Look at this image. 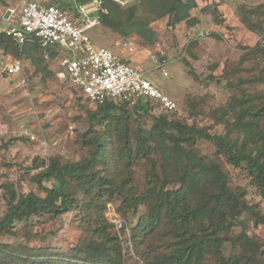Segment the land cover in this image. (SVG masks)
<instances>
[{
	"label": "trees",
	"instance_id": "trees-1",
	"mask_svg": "<svg viewBox=\"0 0 264 264\" xmlns=\"http://www.w3.org/2000/svg\"><path fill=\"white\" fill-rule=\"evenodd\" d=\"M87 1L57 0L70 9ZM100 1V25L123 38L137 36L146 44L155 41L152 24L159 19L167 17L171 26L184 21L191 27L198 22L192 15L196 0H135L126 7L115 0ZM254 8L239 16L249 30L263 36L264 6ZM0 46L11 48L18 57L27 54L43 60L37 42L19 45L0 32ZM245 48L237 61L226 62L223 68L228 100L208 111L214 122L224 126V133L188 124L177 115L180 110L172 114L159 110L149 128L128 125L131 114L150 113L155 105L143 99L131 108L108 102L90 113V123L101 125L100 129L90 125L80 135L86 151L79 159L34 158L32 169L38 171L31 179L44 195L17 194L6 186L8 206L0 217V236L13 233L17 221L57 217L78 209L85 220L86 241L64 257L0 243V264H124L118 237L110 232L113 225L100 214L104 196L119 198L120 211L126 208L134 213L144 206L131 235L143 264H205L207 260L264 264L260 239L247 232L250 222L264 223V215L247 200L243 188L229 185V173L220 158L243 167L264 199V63L258 62L264 60V45ZM43 69L47 71V66ZM200 140L214 144V157L198 149ZM140 161L146 166L141 192L132 182V167ZM50 180L47 185L45 181Z\"/></svg>",
	"mask_w": 264,
	"mask_h": 264
},
{
	"label": "rangeland",
	"instance_id": "rangeland-1",
	"mask_svg": "<svg viewBox=\"0 0 264 264\" xmlns=\"http://www.w3.org/2000/svg\"><path fill=\"white\" fill-rule=\"evenodd\" d=\"M6 1L4 9L11 6L17 13L23 0ZM115 1L126 7L135 0ZM196 2L197 7L192 12L198 19L195 25L190 27L183 21L171 26L168 18L164 17L152 24L156 32L152 44L131 36L130 40L136 44L135 50L130 53L131 65L177 103L180 118L188 124L204 127L210 133L222 134L224 126L214 122L208 111L224 104L229 98L230 92L222 78L225 63L237 61L245 47H253L256 43L264 45V35L249 30L239 16L249 11L248 8L264 6V0ZM0 6L2 16V0ZM1 18L0 30L9 28L11 25ZM88 35L94 46H103L118 54L124 51L112 48L120 34L104 25L89 30ZM143 49L145 52L141 51ZM162 56L167 59L163 64L166 74L162 73L161 67H157ZM19 58L24 66V83L19 82L18 74L0 75V217L6 213L8 206L6 186H12L17 194L34 192L44 195L31 179L38 171L32 169L34 158L59 155L63 161L77 160L86 151L80 144V135L90 125L96 129H100L101 125L97 121L90 123V113L95 111L93 105L83 101L70 85L59 82L49 70L44 71L43 67L47 66L44 58L33 60L27 54ZM258 62L262 64L264 60ZM158 111L154 107L150 113L131 114L127 119L128 125L138 123L149 128ZM115 115L118 116V112ZM197 147L206 156L214 157L216 147L212 142L200 140ZM220 158L229 173V185L243 188L247 200L257 205L264 215V199L250 183L245 169L227 164ZM145 170L142 161L132 167V182L139 192L145 186ZM45 183L49 185L51 180ZM103 200L105 204L100 214L110 224L116 223L114 227L118 228L119 235L113 226L110 232L118 237L124 264H143L134 252L131 235L145 211L144 206L140 205L133 213L126 208L120 211L121 200L117 197L104 196ZM84 221L78 209L57 217L34 216L28 222H15L13 233L0 236V243L26 245L64 257L71 255L72 249L86 241ZM247 232L260 239L264 255V223L250 222ZM228 251L229 245L225 247V252ZM205 264H213V261L207 260Z\"/></svg>",
	"mask_w": 264,
	"mask_h": 264
},
{
	"label": "built area",
	"instance_id": "built-area-1",
	"mask_svg": "<svg viewBox=\"0 0 264 264\" xmlns=\"http://www.w3.org/2000/svg\"><path fill=\"white\" fill-rule=\"evenodd\" d=\"M100 2L80 3L72 11L46 0H24L17 21L4 32L19 45L37 42L44 58H52L54 77L70 85L83 101L93 106L111 102L133 107L143 99L163 113L178 112L177 103L129 62L106 47L93 45L88 31L100 24ZM122 45L132 49L126 40ZM50 52L54 54L51 56ZM165 62L159 66L164 74ZM2 66L9 75L23 71L20 60ZM115 224L112 222L113 228ZM115 231L119 235L118 228Z\"/></svg>",
	"mask_w": 264,
	"mask_h": 264
},
{
	"label": "crops",
	"instance_id": "crops-1",
	"mask_svg": "<svg viewBox=\"0 0 264 264\" xmlns=\"http://www.w3.org/2000/svg\"><path fill=\"white\" fill-rule=\"evenodd\" d=\"M48 3H56V4H58V2H57V0H46ZM91 1V0H90ZM5 2H7L6 0H2V16H0V18H1V20L2 21H7V23L9 24V25H13L16 21H17V19H18V15H19V9H20V7H19V9H18V12L16 13L15 12V9H14V7L12 8L11 6H9L8 8H6V9H4V3ZM24 2V0L22 1V3ZM84 3V2H83ZM77 4H80V3H77ZM77 4H75L74 5V7H73V9H70V8H67V7H64V6H62V7H64V8H66V9H70V10H75V6L77 5ZM22 5V4H21ZM59 5V4H58ZM61 6V5H60ZM1 7V6H0ZM12 11V12H11ZM103 11V10H102ZM182 23V22H181ZM99 26H101L100 24L98 25V26H96V27H99ZM96 27H94V28H96ZM7 28H5V29H3L2 28V30H0V32H3V33H5L4 31L6 30ZM93 29V28H92ZM91 30V29H90ZM9 37V36H8ZM132 37H133V35H132ZM131 36L129 37V38H123V37H121L120 35H119V38L117 39V40H115L114 42H113V49L114 50H116V51H118V50H120L121 48L122 49H124V51H123V53L122 54H118V53H115V54H118V55H120L123 59H125L126 61H129V63L130 64H132V60H131V57H130V53H132L133 52V50H135V46H136V44H134L130 39L132 38ZM139 38V37H138ZM140 39V38H139ZM12 40V39H11ZM123 40H126L127 42H130V46H131V50L129 49V47H124L123 45H122V41ZM140 40H142V39H140ZM13 41V40H12ZM15 42V41H14ZM142 42H144V43H146L145 41H143L142 40ZM18 44V43H17ZM100 47H103V46H100ZM138 47V46H137ZM139 48V47H138ZM109 49V48H108ZM145 49H143V50H141V51H144ZM0 52H1V55H2V59L0 60V75L1 76H3V75H5L6 77L7 76H9V74H7L4 70H3V66H2V64L3 63H6V62H10V61H13V60H20L21 61V63H22V59L21 58H19L18 56H16L15 55V53H14V51L11 49V48H5V47H3V46H0ZM145 52V51H144ZM54 53L53 52H50V55L52 56ZM23 56H24V54H22ZM21 55V56H22ZM42 57L44 58V53H42ZM45 59V58H44ZM51 60H52V58H51ZM51 60H48V59H45V61H46V64H47V70H49L52 74H53V76H54V63L51 61ZM167 59H166V57H164V56H162V57H160L159 58V60H158V63H157V67L159 68V66L162 64V61H166ZM159 63H160V65H159ZM166 63V62H165ZM22 67H24L23 66V63H22ZM163 68V67H162ZM164 69V68H163ZM165 70V69H164ZM23 71H24V68H23ZM23 71H22V73H17L18 74V76L17 77H20V79H19V82L20 83H23V81L25 82V78H24V76H23ZM166 72V71H165ZM163 73V72H162ZM164 74V73H163ZM13 75V74H12ZM6 79H8V78H6ZM94 107H97V106H94ZM129 108H131V107H129Z\"/></svg>",
	"mask_w": 264,
	"mask_h": 264
},
{
	"label": "water",
	"instance_id": "water-1",
	"mask_svg": "<svg viewBox=\"0 0 264 264\" xmlns=\"http://www.w3.org/2000/svg\"><path fill=\"white\" fill-rule=\"evenodd\" d=\"M127 62H129V61H127Z\"/></svg>",
	"mask_w": 264,
	"mask_h": 264
}]
</instances>
